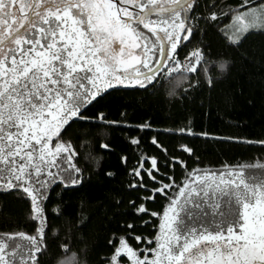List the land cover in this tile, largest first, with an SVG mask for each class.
Returning <instances> with one entry per match:
<instances>
[{"label": "snow or ice", "instance_id": "1", "mask_svg": "<svg viewBox=\"0 0 264 264\" xmlns=\"http://www.w3.org/2000/svg\"><path fill=\"white\" fill-rule=\"evenodd\" d=\"M209 30L229 47H239L248 35L264 32V0H240L227 12L219 0H0V192L28 200L29 219L36 223L33 233L0 232V264H42L51 192L78 188L85 180L80 153L64 138L66 130L77 122L133 127L109 121L103 112L87 114L110 89L147 88L179 72L184 79L196 77L188 90L199 87L201 73L211 87V68L222 73L228 65L207 59ZM193 40L197 46L181 62L178 49ZM135 128L142 132L151 125ZM178 133L197 135L190 127ZM127 139L137 147L141 143L139 136ZM219 139L264 148V140ZM151 144L167 157L156 137ZM99 148L112 150L109 143ZM178 150L193 155L187 145ZM89 158L99 164L91 153ZM127 159L122 156L121 163ZM177 166L186 172L184 181L167 176L165 183L158 179L161 162L141 155L129 171L128 188L143 195L129 200L125 213L140 223H123V234L107 240L109 251L98 253L97 264H264V163L211 172L187 171L179 156L164 161L166 168ZM157 196L168 200L162 214L147 206ZM151 218L160 220L155 237L136 234ZM60 247L65 257L59 264H80L68 243Z\"/></svg>", "mask_w": 264, "mask_h": 264}, {"label": "trees", "instance_id": "2", "mask_svg": "<svg viewBox=\"0 0 264 264\" xmlns=\"http://www.w3.org/2000/svg\"><path fill=\"white\" fill-rule=\"evenodd\" d=\"M239 3L240 0H219V8L227 12ZM197 42L193 40L178 49V59L183 60ZM204 43L209 45L207 59L225 61L228 65L222 73L211 68L210 75L214 80L211 87L204 82V73H201L199 87L188 90L189 82L196 77L188 74L184 79L185 74L179 72L167 78L161 77L147 88L110 89L98 103L90 106L87 114L103 112L109 121H125L133 127L123 129L77 122L66 130L64 138L71 140L80 153L79 166L86 170L85 180L78 188L66 190L56 187L51 192L46 202L47 251L42 264H59L65 257L60 247L64 243H68L70 251L76 253L80 264H97L98 253L109 251L107 240L114 234L122 235L121 225L131 221V217L125 215L128 201L143 195L128 188L132 180L129 171L138 166L141 155L155 156L161 162L158 179L167 183L166 177L172 176L177 184L184 181L186 172L179 166L175 169L164 167L165 159L172 156L183 159L187 171L220 172L226 166L235 168L264 163V148L258 143L219 139L264 140V32H253L239 47H229L209 30ZM144 124H150L151 129L141 132L135 128ZM188 127L197 135L178 133L179 129ZM204 132L217 138L199 135ZM130 136L141 138L138 147L128 143ZM153 137L168 150L167 157L151 144ZM85 141V147L80 148ZM101 143H109L112 150L105 152L100 149ZM180 145L192 148L193 155L180 152ZM87 153L98 158L99 164L90 158L85 159ZM122 156L128 158L126 165L121 163ZM107 171L113 172L114 176H106ZM117 199L123 204L115 206ZM167 204L166 198L157 196L147 206L151 211L162 214ZM56 208L60 210L58 215L54 213ZM29 216L28 200L15 193L0 192V232L33 233L36 223ZM151 220L149 225L137 227L136 234L153 239L160 220ZM131 222L140 223L138 220ZM131 243L135 245V241Z\"/></svg>", "mask_w": 264, "mask_h": 264}, {"label": "flooded vegetation", "instance_id": "3", "mask_svg": "<svg viewBox=\"0 0 264 264\" xmlns=\"http://www.w3.org/2000/svg\"><path fill=\"white\" fill-rule=\"evenodd\" d=\"M146 31V30H145ZM183 46H181L180 48H182ZM179 48V49H180ZM131 51L133 52V54H136V53H138L139 52V50L138 49H131Z\"/></svg>", "mask_w": 264, "mask_h": 264}, {"label": "built area", "instance_id": "4", "mask_svg": "<svg viewBox=\"0 0 264 264\" xmlns=\"http://www.w3.org/2000/svg\"><path fill=\"white\" fill-rule=\"evenodd\" d=\"M180 60V59H179ZM181 62H183L184 61V59L183 60H180ZM162 78H164V77H162Z\"/></svg>", "mask_w": 264, "mask_h": 264}, {"label": "rangeland", "instance_id": "5", "mask_svg": "<svg viewBox=\"0 0 264 264\" xmlns=\"http://www.w3.org/2000/svg\"><path fill=\"white\" fill-rule=\"evenodd\" d=\"M224 171V170H223ZM215 172H217V171H215Z\"/></svg>", "mask_w": 264, "mask_h": 264}]
</instances>
